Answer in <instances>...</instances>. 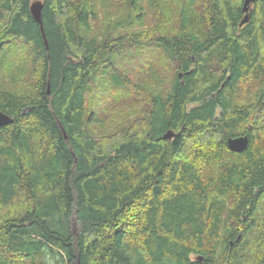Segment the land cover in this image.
<instances>
[{
  "label": "trees",
  "instance_id": "16d2710c",
  "mask_svg": "<svg viewBox=\"0 0 264 264\" xmlns=\"http://www.w3.org/2000/svg\"><path fill=\"white\" fill-rule=\"evenodd\" d=\"M40 2L47 49L0 0V264H264V0L241 26L244 0ZM130 52L172 69L131 85ZM118 92L137 107L90 133Z\"/></svg>",
  "mask_w": 264,
  "mask_h": 264
},
{
  "label": "rangeland",
  "instance_id": "374dc122",
  "mask_svg": "<svg viewBox=\"0 0 264 264\" xmlns=\"http://www.w3.org/2000/svg\"><path fill=\"white\" fill-rule=\"evenodd\" d=\"M35 1H38V0H31V2H35ZM39 1H41V0H39ZM166 2L168 4H170V0H166ZM112 9H113V11L116 9L115 12L120 13L121 6L120 5L116 6L113 2ZM111 14H113V13H111ZM153 19H155V18L151 15L146 16L144 18L143 25H142V27H140V29H142L144 31L147 29L157 28L158 27V26H156L157 21L153 20ZM102 24L103 23H96L94 25L95 30L100 32V30L103 27ZM167 26H169V24ZM100 34H103V32H101ZM14 44H15V47L16 46H18L19 48L22 47V45L19 44V41L14 42L13 45ZM126 50L130 51L131 49L128 48ZM15 51L17 52L18 50H15ZM19 51H21V50H19ZM22 54H24V53L22 52ZM155 56H157L158 58L156 60L147 61V64L145 63L146 65L144 67V70H142L144 73H141L142 71L139 69V66H138V64H140V62H139V60H137L140 58H138L136 53H132V52L129 53V57H131V58L130 59L128 58V60L131 61V63L133 62V68H131V69H133V73H134L133 77H132V81H130L131 85L136 83V82L141 84V82L143 80L149 81L150 80L149 73H151V71L154 68L158 72L161 70L166 71V70H168V68L172 69L171 65H164L165 60H164L162 55H155ZM18 65H19V63H18ZM158 74L160 76L159 78H160L161 82L164 84V82L166 81V78L168 76V72H161ZM23 78L24 79L27 78L26 74H25V76H23ZM246 82L247 81H244V83L241 85L242 91L239 92L240 93L239 101L246 103V104H249V103H251L252 96L250 97L249 95H247L248 94L247 91L251 92L252 87H250L249 84ZM18 85L22 86V83H20V84L18 83ZM29 85L30 84L27 83L24 86H29ZM260 87L262 88L261 84L259 85L258 89ZM17 88H19V87H17ZM138 92H139V95L142 94V97H143L142 90L141 91L139 90ZM107 97L109 98V96H107ZM89 101H91V99L88 98L87 108H88V110H91V103ZM134 105H135V103L132 100V94L127 95L124 92L123 93H121V92L115 93V97H113V99L109 98V99L105 100L104 105H102L101 102H99L98 103V106H99L98 109H100V110H98V112H100V113L97 116V118L102 117L101 120H103V127H96L95 126V127H93V131L91 130L90 133H92V134L95 133L96 135L102 136L103 138H106V139L111 138V136L114 134L113 132L115 130L120 129L121 125H124L126 123V121H124L125 118H124V116H122V113L127 112L128 110H131ZM261 122L264 124V117L261 119ZM261 122H259V123H261ZM246 123L243 125H246V128H248L250 125L246 124ZM261 126H262V124H261ZM123 128H125V126ZM131 128L135 129V126L133 125ZM21 208L22 207H20V209ZM10 209H11L10 215L14 214L15 210L13 208H10ZM73 226H74L73 228L76 229L77 226L75 224H73Z\"/></svg>",
  "mask_w": 264,
  "mask_h": 264
},
{
  "label": "water",
  "instance_id": "95a60500",
  "mask_svg": "<svg viewBox=\"0 0 264 264\" xmlns=\"http://www.w3.org/2000/svg\"><path fill=\"white\" fill-rule=\"evenodd\" d=\"M254 1L255 0H244L243 7L241 9H242V12L245 14V16H244V19L242 20V22L240 23V26L243 25L244 23H246V21H248L247 12H248L250 6L254 3ZM42 5H43L42 2H40V1L32 2V4L29 7V12H30L32 19L39 25L41 37L43 39L45 49H47V40L45 38L42 20H41ZM12 122H13V119L11 117H9L8 115H6L0 111V128L6 126L8 124H11ZM61 131L64 135V138L66 139L67 137H66L63 129H61ZM246 136L247 135L238 136V137H234V138H228L227 142H226L228 149L232 152H235V153L243 152L245 149H247V146H248V137H246ZM173 137H174V133L171 131H167L163 135L162 138L166 139V140H170Z\"/></svg>",
  "mask_w": 264,
  "mask_h": 264
},
{
  "label": "bare ground",
  "instance_id": "6f19581e",
  "mask_svg": "<svg viewBox=\"0 0 264 264\" xmlns=\"http://www.w3.org/2000/svg\"><path fill=\"white\" fill-rule=\"evenodd\" d=\"M31 4H32V3H31ZM31 4H30V5H31ZM29 7H30V6H29ZM29 13H30V12H29ZM34 22H35V21H34ZM238 26H239V25H238ZM11 52H12V51H11ZM97 73H98V72H97ZM117 124H118V123H117ZM162 137H163V136H162ZM165 140H166V139H165ZM169 141H170V140H169ZM226 144H227V143H226Z\"/></svg>",
  "mask_w": 264,
  "mask_h": 264
}]
</instances>
